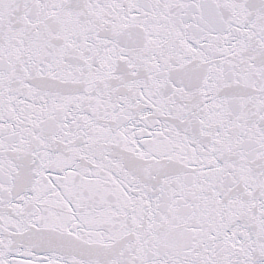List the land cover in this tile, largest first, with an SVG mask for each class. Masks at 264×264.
<instances>
[{
  "label": "snow or ice",
  "instance_id": "obj_1",
  "mask_svg": "<svg viewBox=\"0 0 264 264\" xmlns=\"http://www.w3.org/2000/svg\"><path fill=\"white\" fill-rule=\"evenodd\" d=\"M0 264H264V0H0Z\"/></svg>",
  "mask_w": 264,
  "mask_h": 264
}]
</instances>
